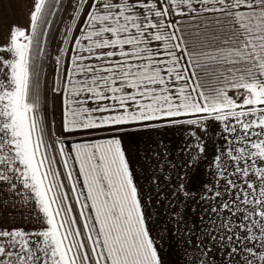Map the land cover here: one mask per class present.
<instances>
[{
	"label": "snow or ice",
	"instance_id": "snow-or-ice-1",
	"mask_svg": "<svg viewBox=\"0 0 264 264\" xmlns=\"http://www.w3.org/2000/svg\"><path fill=\"white\" fill-rule=\"evenodd\" d=\"M86 4L79 0L66 27L68 44L80 24L62 87L57 73L61 134L218 123L213 230L229 249L226 264H264V0H92L85 13ZM48 8V0H33L29 27L13 25L0 44V181L22 186L17 195L34 203L39 225L0 227V264H160L119 138L72 145L82 186L57 141L79 208L73 215L34 70ZM189 133L195 144L186 147L204 152Z\"/></svg>",
	"mask_w": 264,
	"mask_h": 264
},
{
	"label": "crops",
	"instance_id": "crops-1",
	"mask_svg": "<svg viewBox=\"0 0 264 264\" xmlns=\"http://www.w3.org/2000/svg\"><path fill=\"white\" fill-rule=\"evenodd\" d=\"M32 8L33 0H0V44L7 43L8 33L13 25L25 29L29 27ZM4 55L7 57L6 53ZM206 123L209 125L207 129L187 125H153L124 130L119 134L118 138L138 189L147 228L164 225L163 222H158V218L168 215L176 219L177 225L180 223L193 227L195 210L200 211L203 216L200 225L213 230L218 223L216 214L210 211L214 205L209 198L214 197V186L219 180V177L214 176L215 157L220 154L219 149L224 141L221 139L220 125L211 120ZM190 128L200 136L204 152L186 147L195 144L189 133ZM86 131L88 130L74 132ZM98 140L103 139L88 143ZM75 143L68 147L77 168L73 170L74 177L79 181V186H82V177L79 176V166L74 160L75 152L72 149ZM223 183L220 180V184ZM21 187L18 185L17 189L12 190L6 182L0 181V227L35 230L39 227L33 214L35 205L21 203L23 197L17 195ZM214 199L219 201L220 198ZM181 210L185 211V217L179 222L178 211ZM185 234L188 241L190 237L187 230Z\"/></svg>",
	"mask_w": 264,
	"mask_h": 264
},
{
	"label": "rangeland",
	"instance_id": "rangeland-1",
	"mask_svg": "<svg viewBox=\"0 0 264 264\" xmlns=\"http://www.w3.org/2000/svg\"><path fill=\"white\" fill-rule=\"evenodd\" d=\"M92 3V0H87V4L84 7V12L87 13L88 5ZM79 4V0H67L63 7V11L60 16V21L58 27L53 36L52 42L50 43L51 51L50 54L55 59L57 57H63L60 66L57 63L49 64L47 69H45L42 76V84L39 86L41 88V103H42V115L45 118L46 127L48 129L47 137L49 143L52 144L51 153L55 156L56 167L60 171V179L64 183V190L68 193L69 202L73 205V215L79 217V208L75 204L73 193L71 191V183L67 179L66 170L63 167L62 158L59 154V141L65 145L66 154H72L68 145L79 142L88 143L95 139H106L107 137H119L121 131L129 130L132 128L143 127L139 124H130L121 126L120 131H113L108 128H98L91 129L86 132H63L62 131V96L63 93L55 91L57 86V73L61 79V87L63 86V81L66 78L67 70L70 67V56L72 54V48L74 47V38L78 35L80 24H77L76 31L73 33V41L68 44L64 43L66 36V27L69 25L72 19V12ZM84 17L81 16L80 20L83 21ZM67 49V54L62 53L61 49ZM35 54V52H34ZM87 55L86 53H84ZM89 63V61H85ZM36 67L34 66V70ZM77 79L81 78L79 76ZM99 103H106L101 101ZM72 107H76L73 105ZM86 107L92 108L94 104L92 101H88ZM104 113H93L94 116L103 115ZM150 125H160V122H146ZM67 144V145H66ZM69 166L74 170L77 169L74 164L73 159H69ZM170 212V211H169ZM166 217V216H165ZM164 216L158 218V222H163L164 225H157L153 227H148L152 238L156 239L154 241L155 247L157 249V254L160 260V264H226L228 248H221V245L217 242L219 239L217 233L211 230L210 227H205L200 225L202 222V214L200 211H193L194 226L188 227L184 224L177 225L176 219L173 216ZM185 217V211H178L179 222ZM184 220V219H183ZM176 223V224H175ZM187 223V221H186ZM153 228V229H152ZM214 229V227H213ZM185 230L188 232V241H186ZM192 231V232H191ZM222 231V230H221ZM211 232L212 236L217 237L216 240L210 238L208 233ZM188 244V249L187 248Z\"/></svg>",
	"mask_w": 264,
	"mask_h": 264
},
{
	"label": "trees",
	"instance_id": "trees-1",
	"mask_svg": "<svg viewBox=\"0 0 264 264\" xmlns=\"http://www.w3.org/2000/svg\"><path fill=\"white\" fill-rule=\"evenodd\" d=\"M66 2L67 0H59V4H57V0H48V3H49L48 14L46 16L45 22L41 24L40 29H39L41 40L45 39L44 32L47 31L46 43L43 44V55L42 56L39 53L38 46L34 44V52H35V57H36L34 66L36 67L35 71L38 72L39 74L38 76L39 86H41L42 84V76H43L45 69H47L50 63L51 64L57 63V58L55 59L50 54V51H51L50 43L52 42L55 31L58 27L60 16H61L63 7L66 4ZM49 21H50V26L48 23ZM62 60H63V57L60 56L59 66ZM40 91H41V88H40Z\"/></svg>",
	"mask_w": 264,
	"mask_h": 264
}]
</instances>
